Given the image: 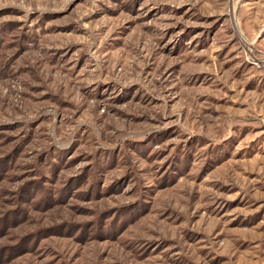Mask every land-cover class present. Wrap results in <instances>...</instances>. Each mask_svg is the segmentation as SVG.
Listing matches in <instances>:
<instances>
[{"label":"rangeland","instance_id":"1","mask_svg":"<svg viewBox=\"0 0 264 264\" xmlns=\"http://www.w3.org/2000/svg\"><path fill=\"white\" fill-rule=\"evenodd\" d=\"M0 264H264V0H0Z\"/></svg>","mask_w":264,"mask_h":264}]
</instances>
